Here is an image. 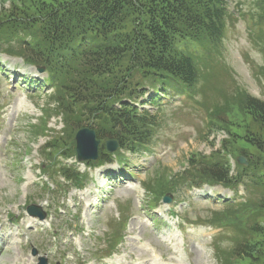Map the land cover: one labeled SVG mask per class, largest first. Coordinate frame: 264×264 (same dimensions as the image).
<instances>
[{
    "label": "rangeland",
    "instance_id": "rangeland-1",
    "mask_svg": "<svg viewBox=\"0 0 264 264\" xmlns=\"http://www.w3.org/2000/svg\"><path fill=\"white\" fill-rule=\"evenodd\" d=\"M48 1L41 0V3ZM224 1L228 10L221 41L216 44H192L202 53V67L191 89V96L185 100H162L164 106L158 109L150 103L155 99L152 98L155 90L161 89L157 85L147 86L145 97L140 102L136 101L141 110L148 111L153 127L148 131L146 145L150 148L145 153H125L130 159L129 167H136L137 179L132 183L137 188L135 194L131 189L117 188L115 180L111 183L105 175H100L95 180L88 174L89 179L79 188H86L87 193L81 195L78 192L84 190L78 191V182L75 183L76 187L73 184L64 186L62 181L58 185L56 181L60 182V178L41 173L38 168L40 163H49L50 167L70 164L83 173L87 172L85 165L76 158H66L76 155L75 136L79 131L75 130L77 114L67 117L76 123L75 126L66 124L64 116L49 120L46 117L49 110L52 109L55 114L59 107L57 98H51V94L56 93L60 97V90L52 92L50 86H44L39 91L26 94L18 88L14 90L15 98H10L7 89L10 84L5 82L4 74L0 73V158H4L3 168L0 167V220L20 218V224L26 229L28 223L23 217L24 211L27 212L32 206L47 213L48 219H53L54 231L56 227L59 228L57 240L53 239L51 232L30 231L27 235L29 245L17 249L18 257H14L11 252L7 254L2 251L0 264H37L38 258L43 261L47 258L48 264H57L59 259L50 255L49 249L55 244L62 245V238L74 242L76 247L72 245L70 249L79 253L83 257L82 261L96 264L92 261L104 256L107 248V251L113 249L114 237L121 234L119 229L122 230L121 238H126L119 252L127 255L139 253L136 243L138 250L128 239L129 234L124 233L122 210H126V223L131 230L130 234L143 232L146 225L136 217L140 215L137 204H146L151 209V205L158 203L164 194H171L168 196H173L178 202L172 204L174 212L182 213L184 215L181 216L203 224L207 230H212L208 223H215L216 227L225 226L222 227L223 233L212 239L196 240L189 259L182 264H264V256L260 255L255 260V251H259L264 243V234L253 230L256 226L264 225V208H260L264 205V186L253 193L240 187L239 192L236 191L235 202H240L238 204L198 199L194 193V196H190L187 190L180 193L181 188L193 183L189 177L193 169L190 165L192 161L213 162L223 159L220 155L223 156L222 145L226 141L237 147L233 148V154L229 158L234 161L232 163L235 170L242 171L236 167L235 162L236 158L243 156L241 148H249L242 138L251 122L246 112L233 103H236L240 92L264 101V0ZM31 2L32 0H0V11L6 14L17 6L37 12L39 7ZM9 33L7 29L5 32L0 29V48L4 52V55H0V68L15 66L19 71L28 69L38 73L34 70L36 67L27 65L22 57L14 58L12 54L16 55L18 50L12 43L17 38L11 40ZM187 44L189 42L185 45ZM133 79L136 80L132 86L143 78L137 74ZM144 85L150 84L146 80ZM16 98L23 101L22 108L17 106ZM79 123L81 126L91 125L90 119L84 115L80 117ZM92 126L97 132L101 129L95 122ZM43 130L45 134H41ZM4 133L7 135L6 141ZM113 133L106 136L114 137ZM60 152L64 155H60ZM248 153L250 154L249 150ZM157 154L160 159L155 157ZM245 157L250 161L251 156ZM251 163L253 165L248 167H254V162ZM105 167L116 169L113 165ZM51 170L52 168L46 169V172ZM162 183L166 184L165 190L160 186ZM102 185L104 190L110 191L106 199L97 198L103 191ZM215 186L217 187L206 188V192L202 194L215 192L218 196H223L222 198L229 195L227 189ZM56 187L57 190H63L56 191ZM139 193L141 197L135 198ZM74 202L77 204L74 205ZM161 203L162 201L158 204ZM59 210L62 214L58 213ZM119 211L122 213L119 214ZM135 221L141 224L134 223ZM69 224L70 230L65 232L64 228ZM72 231H76L80 238H72L71 241L69 236ZM125 231L128 232V229L125 228ZM119 240L120 238L116 242ZM78 241H81L80 245ZM248 247L251 251H244ZM33 249L37 252L36 257L32 254ZM246 253L250 258L246 257ZM241 254L243 258L239 259Z\"/></svg>",
    "mask_w": 264,
    "mask_h": 264
},
{
    "label": "trees",
    "instance_id": "trees-1",
    "mask_svg": "<svg viewBox=\"0 0 264 264\" xmlns=\"http://www.w3.org/2000/svg\"><path fill=\"white\" fill-rule=\"evenodd\" d=\"M31 3L39 7L37 12L17 6L6 14L1 10L0 29H7L11 39L17 38L12 43L18 50L16 55L27 64L46 68L56 89L61 91L62 95L55 98L58 112L53 114L50 109L46 117L50 120L64 116L66 124L77 123V131L82 128L80 117L87 116L91 125L95 122L101 128L96 133L98 139L116 140L121 149L132 152L146 144L153 123L147 111L127 106L124 99L139 100L147 86L167 89L182 85L191 89L202 67V53L193 45L220 42L228 10L224 0ZM137 74L143 79L132 86ZM146 80L150 85H144ZM235 102L250 118L242 138L249 148L242 147L240 152L252 157L249 162L253 161L254 167L236 164L242 171L233 173L229 155L237 147L226 141L222 145L223 156L220 155L223 159L192 161L189 177L193 182L225 187L244 183L246 189L264 186V101L240 92ZM75 113L76 123L67 119ZM112 133L114 137L106 136ZM41 134H45L44 130ZM100 161L107 162L108 158L104 155ZM68 172L67 175L72 174ZM160 186L166 189L165 183ZM263 228L259 225L253 230L264 234ZM260 255L264 256V243L255 251V260ZM242 258L241 254L239 259Z\"/></svg>",
    "mask_w": 264,
    "mask_h": 264
},
{
    "label": "water",
    "instance_id": "water-1",
    "mask_svg": "<svg viewBox=\"0 0 264 264\" xmlns=\"http://www.w3.org/2000/svg\"><path fill=\"white\" fill-rule=\"evenodd\" d=\"M76 142V150L79 161H90L97 159L100 141L96 140V133L93 130H80L76 135ZM107 147L109 152H115L118 150V144L115 141H109L107 143ZM237 162L240 165H248L246 158L243 157H239ZM164 201L170 202L171 198L165 197ZM30 212L34 213V209L30 208ZM40 217L43 218L44 215L41 214Z\"/></svg>",
    "mask_w": 264,
    "mask_h": 264
},
{
    "label": "bare ground",
    "instance_id": "bare-ground-1",
    "mask_svg": "<svg viewBox=\"0 0 264 264\" xmlns=\"http://www.w3.org/2000/svg\"><path fill=\"white\" fill-rule=\"evenodd\" d=\"M127 192V191H126Z\"/></svg>",
    "mask_w": 264,
    "mask_h": 264
}]
</instances>
